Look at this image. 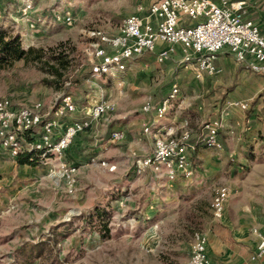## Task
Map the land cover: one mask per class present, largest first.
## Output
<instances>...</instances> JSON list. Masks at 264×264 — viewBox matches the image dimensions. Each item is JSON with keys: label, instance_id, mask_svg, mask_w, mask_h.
<instances>
[{"label": "rangeland", "instance_id": "1", "mask_svg": "<svg viewBox=\"0 0 264 264\" xmlns=\"http://www.w3.org/2000/svg\"><path fill=\"white\" fill-rule=\"evenodd\" d=\"M158 1L0 0V30L19 35L26 49L44 50L42 62L0 69V100L41 103L48 113L71 95L78 112L70 122L87 120L102 99L115 104L60 158L19 166L0 147V264H184L195 232L207 236L212 264H223L234 237L255 242L252 229L264 222V77L227 54L219 56L223 73L202 79L176 57L158 64L153 55L115 76H93L100 42L91 32L115 37L125 18ZM175 84L179 95L159 123L188 120L194 142L228 101H247L249 109L228 116L222 151L200 143L194 175L171 180L150 168L139 172L138 162L154 155L161 128L142 108L162 102ZM120 130L126 138L111 143ZM62 164L76 170L72 191ZM219 186L231 194L222 221L212 214Z\"/></svg>", "mask_w": 264, "mask_h": 264}, {"label": "built area", "instance_id": "2", "mask_svg": "<svg viewBox=\"0 0 264 264\" xmlns=\"http://www.w3.org/2000/svg\"><path fill=\"white\" fill-rule=\"evenodd\" d=\"M248 8L247 1L230 0H220L219 3L212 0H160L147 10L139 7L136 13L124 19L117 36L91 32V36L100 42L93 76L123 73L129 61L151 54L158 64L176 57L179 64L193 70L197 79H202L205 74H222L219 56L229 54L250 72L264 77V35L259 24L247 19ZM179 92V86L173 85L170 94L159 104L147 102L142 108L143 113L154 114L158 120L164 119ZM248 109L247 101H228L215 119L204 124L199 142L192 140L189 131L179 133L174 126H164L154 135V155L138 162L139 172L150 168L164 173L171 180L179 175L192 177L195 168L191 156L199 144L222 151L221 133L226 129L228 116L233 110L245 112ZM114 110V103L102 99L90 109L87 120L70 122V117L78 112L71 95L63 96L48 113L44 112L41 103L16 106L4 98L0 100V147L16 159L33 152L40 153V158L45 160L60 158L78 136L91 130L95 122ZM144 132L152 134L149 126ZM125 138V131H116L110 142L118 143ZM61 170L68 189L72 191L76 170L66 164L61 165ZM230 196L226 186L215 189L212 202L215 220L224 219ZM252 233L257 245L249 264L264 261V222L254 227ZM211 263L207 236L195 232L190 258L184 264Z\"/></svg>", "mask_w": 264, "mask_h": 264}, {"label": "crops", "instance_id": "3", "mask_svg": "<svg viewBox=\"0 0 264 264\" xmlns=\"http://www.w3.org/2000/svg\"><path fill=\"white\" fill-rule=\"evenodd\" d=\"M212 1L216 2V3L220 2V0H212ZM230 1L231 2L247 1L249 3L247 19H251V20L255 21L257 24H259L261 27V32L264 35V0H230ZM223 55H226V54H223ZM227 55H229V54H227ZM223 60H224L223 57L219 58L218 63H222ZM187 71H190L189 73H191L195 77V73L193 70H187ZM195 79H197V78L195 77ZM145 115H147V114H145ZM216 117L217 116H215V118ZM215 118H212V119H215ZM156 120L158 121V123H159V121H161L158 119H156ZM175 123L169 124L168 126H174L176 128L177 132H179V133H182L184 131H189L190 133L192 132V130L190 128V123L188 120H183L180 123H178V122H175ZM158 126H160L161 128L164 127V125H162L160 123L158 124ZM93 129H94V125L90 131L93 132ZM146 135L149 136L150 134H146ZM192 140H193V137H192ZM252 235H253V233H252ZM242 236H244V234H242ZM242 236H240L239 238L234 237L236 244H234L233 248L226 250V251H223L224 252V254L222 256L223 264H249L250 257L252 255V253L254 252L256 245H257V239L253 235V237L255 238V242L251 243V242H246L247 241L246 238H244ZM214 253H216V252H214ZM209 256H210V253H209ZM255 264H264V261H261V262L255 263Z\"/></svg>", "mask_w": 264, "mask_h": 264}, {"label": "trees", "instance_id": "4", "mask_svg": "<svg viewBox=\"0 0 264 264\" xmlns=\"http://www.w3.org/2000/svg\"><path fill=\"white\" fill-rule=\"evenodd\" d=\"M43 55L44 50L42 49L33 47L26 49L19 35H12L8 31L0 30V69L14 67L20 61L42 62ZM60 63H63V61H60ZM39 158L40 153L38 152L26 153L17 158V163L19 166H34Z\"/></svg>", "mask_w": 264, "mask_h": 264}]
</instances>
